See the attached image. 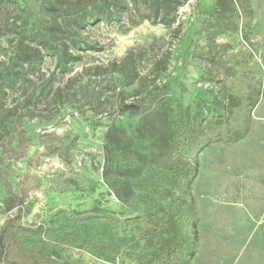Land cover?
<instances>
[{
  "label": "rangeland",
  "instance_id": "1",
  "mask_svg": "<svg viewBox=\"0 0 264 264\" xmlns=\"http://www.w3.org/2000/svg\"><path fill=\"white\" fill-rule=\"evenodd\" d=\"M162 1L0 0V74L8 65L22 73L13 89L0 78V176L27 199L30 211L23 224L47 228L46 241L55 247L49 264H134L124 253L129 249L119 250L118 244L132 233L125 221L145 213L134 187L147 170L132 167L131 180L114 183L115 174L106 173V145L117 158L125 157L121 149L131 143L155 144L162 156L167 124L154 107L181 102L193 114L205 115L196 98L211 101L213 93L224 94L236 55L260 61L256 46L264 39V0H250L254 18L247 35L238 30L233 12L220 17L233 9L229 1L218 6L216 0H181L178 6V0H167L170 26ZM42 2L58 11H44ZM30 10L65 34L49 38L33 29ZM91 14L96 20L88 24ZM25 45L40 51L37 69L26 54L17 57ZM64 47L73 57L65 70ZM120 103L147 109L118 115ZM192 128L196 138L212 126L204 119ZM146 153L141 159L151 157ZM198 160L192 190L200 241L192 264H264V100L243 141L213 144ZM31 184L37 186L27 193ZM143 185L150 193L153 183ZM8 197L0 183V230ZM90 216H107L114 228L99 227L89 248L72 245L69 238L84 229L74 219ZM106 242L114 249L99 250Z\"/></svg>",
  "mask_w": 264,
  "mask_h": 264
},
{
  "label": "trees",
  "instance_id": "2",
  "mask_svg": "<svg viewBox=\"0 0 264 264\" xmlns=\"http://www.w3.org/2000/svg\"><path fill=\"white\" fill-rule=\"evenodd\" d=\"M225 1H229L233 9L223 11L220 17H227L233 12L238 30L240 28L246 35L249 34L254 18L250 0H216V4L221 6ZM158 2L161 0H156L157 5ZM162 2L168 10L170 1ZM181 3V0L177 1L178 6ZM41 8L47 12L58 11L50 2H42ZM174 10H177V7ZM167 13L165 25L170 26L171 12L168 10ZM30 16L33 29H41L47 37L65 34L61 27L45 24L40 18V13L34 14L30 10ZM95 20L96 15H89L88 24H92ZM75 23L81 26L79 22L75 21ZM256 49L260 52L259 62H250L243 53L236 55L234 72L224 80L223 95L213 93L211 101L203 97L196 98L197 107L207 110L205 115L193 114L181 102L177 103L176 107H166L163 104L158 108L154 107L157 114L165 117L167 124V130L161 135V138L167 142L166 152L162 156L158 157L159 151L155 144L142 148L131 143L130 147L121 149L125 157L117 158L113 155L114 148L106 145V173L115 174L114 183L131 180L129 174L132 167L140 166L139 168L147 170L141 179L143 182L137 183L134 187L139 190L143 199L145 213L125 221L132 233L125 235L124 242L118 244L119 250L129 249L124 253L135 261L134 264H192L196 257L200 231L197 200L192 189L199 171L198 153L213 144L236 145L250 132L252 115L264 100V39ZM23 53L26 54L24 57L32 67L37 69L40 66L42 58L37 48L25 45L24 51L22 54H17V57L21 58ZM60 55V66L65 70L69 59L73 57L66 47L62 48ZM256 72L261 74L260 78H249V74ZM21 77L22 73L12 65L6 66L0 74V78L9 89H13ZM146 109L145 104L120 103L117 113L118 115L145 114ZM204 119L209 120L212 126L211 132L195 138L193 122L200 126ZM146 152L151 157L141 159V155ZM158 161L162 165L155 171L153 165L158 164ZM149 182L150 186L153 183L151 192L145 193L143 184ZM0 183L9 195L4 203L8 217L0 230V264H49L51 256L55 253V247L46 241L47 228L24 225L23 221L30 211L26 197L2 176ZM155 183L158 186L154 187ZM36 186L31 184L27 188V193ZM158 187H162V191H159ZM74 220L83 223L84 229L81 234L69 238V241L80 248L91 247L97 241L96 230L99 227H110L112 224V219L107 216H90ZM99 247L101 251H110L114 249L115 244L106 242Z\"/></svg>",
  "mask_w": 264,
  "mask_h": 264
},
{
  "label": "built area",
  "instance_id": "3",
  "mask_svg": "<svg viewBox=\"0 0 264 264\" xmlns=\"http://www.w3.org/2000/svg\"><path fill=\"white\" fill-rule=\"evenodd\" d=\"M36 195H37L39 198H41V194H40V193H36Z\"/></svg>",
  "mask_w": 264,
  "mask_h": 264
}]
</instances>
